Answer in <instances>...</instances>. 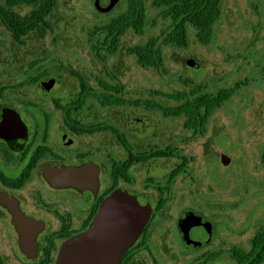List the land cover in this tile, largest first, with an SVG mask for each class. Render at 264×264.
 I'll return each mask as SVG.
<instances>
[{"label":"flooded vegetation","instance_id":"obj_1","mask_svg":"<svg viewBox=\"0 0 264 264\" xmlns=\"http://www.w3.org/2000/svg\"><path fill=\"white\" fill-rule=\"evenodd\" d=\"M61 1L55 0L53 9L42 15L41 28L33 25L16 33L5 19L8 0H0V264H56L63 246L88 232L103 207L111 214L119 201L132 198L149 205L151 217L119 264H264L256 257L246 258L264 227L254 232L249 249L236 243L230 246L228 230L241 235L243 231L229 222L227 209L243 201H230L224 196L219 202L201 204L198 199L208 195L193 173L201 156L215 151L212 141L225 127L220 126V131L212 134L213 119L242 92L245 82L232 87L217 85L210 93L204 85L192 86L185 79L192 87L188 93L169 96L158 92L162 100L127 98L125 81L114 71L103 70L107 72L105 77L95 73L92 85L83 70L42 58L45 50L21 61V49L33 38L50 41L54 50L56 44L62 55L69 52L57 36L58 24L53 20ZM116 7L109 13L95 10L110 16ZM10 9L14 16L25 18L34 7L20 4ZM107 25H97L89 33L91 51L105 64L121 46L112 55L106 49L94 50ZM157 38L163 63L151 68L155 71L164 70L163 47L169 46L163 43V36ZM38 66L41 67L37 69ZM198 66L195 60H185L187 68ZM151 69L144 71H154ZM116 86L123 89L120 104L103 97L115 96ZM196 88L201 89L198 93L204 91L211 96L223 90L235 92L212 114L202 110L203 114L193 118L181 115L180 107L187 101L177 96L190 94ZM98 109L106 115H98ZM189 119L193 120L191 124ZM181 120L183 125L179 126ZM249 121L250 131L245 133L240 127L241 131L257 142H242L243 147L262 148L264 162V137L255 134V120ZM221 160L228 162L225 156ZM159 161L169 162L167 169L162 167L167 172L161 178L148 175L149 169L144 174L149 164ZM181 182L192 196L182 195L174 210L166 212ZM74 183L83 189L70 185ZM188 201L191 203L187 205ZM212 206L218 211L207 210ZM251 221L249 217L248 224ZM193 238L195 243L191 242Z\"/></svg>","mask_w":264,"mask_h":264},{"label":"rangeland","instance_id":"obj_2","mask_svg":"<svg viewBox=\"0 0 264 264\" xmlns=\"http://www.w3.org/2000/svg\"><path fill=\"white\" fill-rule=\"evenodd\" d=\"M94 1L62 0L54 12L53 20L58 24L57 36L69 48L67 54L62 55L56 44L54 50V44L50 41L41 42L33 38L27 47L21 49V61L24 62L29 54L45 50L42 58L46 56L48 60L68 63L72 69L83 70L92 85L97 76L95 73L105 77L107 72L103 70L114 71L125 81L127 98L147 97L162 100L159 93L169 96L178 92L188 93L192 87L185 79L191 81L192 86L204 85L210 93L217 85L232 87L243 80L246 86L242 92L237 93L212 121V134H217L220 126H225L212 141L216 152L211 150L207 157L201 156L194 165L193 173L200 179L199 184L206 190L205 195L212 197H200L198 200L201 204L219 202L224 196L230 201H243L241 205L234 203L235 205L227 209L229 222L234 223L232 226L235 229H241L243 235L235 230H228L227 238L230 246L236 243L249 249V240L254 232L264 227V162L262 148L257 150L252 145L251 148L243 147L242 142L250 144L257 140L252 141L250 136H243L240 127L248 133L252 127V121L248 120L252 118L256 122L255 134L264 137V0H221L222 15L214 26L212 42L202 45L196 37L195 29L190 26L188 47H163L164 70L159 71H144L135 57L126 53L129 46L145 44L151 38L160 37L167 26L165 21L157 17V12L150 3L147 4L148 22L144 35L138 36L129 31L122 40L119 52L113 57L108 56L105 64L96 59L91 51L89 33L97 25H107L124 12L127 0H122L110 16L99 14L94 8ZM189 59L195 60L199 66L185 67V60ZM164 100L168 103L167 99ZM95 112L101 116L107 113L100 109ZM182 125L183 120L179 123V126ZM184 135L181 129L180 136ZM222 156L228 159L227 163L222 162ZM168 164L167 161L149 164L144 174L149 169L148 175L161 178V174L167 172L162 167L167 169ZM180 185L182 188H177L175 201L166 212L174 210V205L182 195L192 196L183 182ZM184 187L186 188L183 192ZM152 194L155 199V193ZM190 203L188 201L187 205ZM207 210L218 211L215 206ZM249 217L252 219L250 224ZM211 222L214 224L212 219Z\"/></svg>","mask_w":264,"mask_h":264},{"label":"trees","instance_id":"obj_3","mask_svg":"<svg viewBox=\"0 0 264 264\" xmlns=\"http://www.w3.org/2000/svg\"><path fill=\"white\" fill-rule=\"evenodd\" d=\"M148 2L157 12V17L167 24L161 34L165 45L187 47L190 26L195 29L200 43L208 44L212 40L214 26L222 15L221 0H127L126 10L101 30L103 38L99 47L98 44L94 45V50L106 49L112 55L118 51L124 36L130 30L138 36L144 35L148 22ZM54 3L55 0H8L9 10L5 11V19L11 23V28L16 33L32 28L33 25L41 28L42 15L49 13ZM20 4L34 7L32 13L25 18L14 16L10 8ZM127 53L133 55L137 64L144 69L158 68L163 63V51L160 47V38L157 37L151 38L146 44L129 47ZM199 91L201 89L196 88L190 94L180 93L177 96L178 99L187 101L180 107L181 115L193 118L197 114H203L202 110L206 115L212 114L225 101L231 99L235 92L229 89L221 91L218 96H211L204 91L198 93ZM115 92V96L107 94L103 97L113 98L120 104L119 101L124 98L123 89L116 86ZM85 93H88V90H85ZM191 121L193 120L189 119L190 124ZM253 244L254 249L246 258L256 257L261 263L264 261V230L255 237Z\"/></svg>","mask_w":264,"mask_h":264},{"label":"water","instance_id":"obj_4","mask_svg":"<svg viewBox=\"0 0 264 264\" xmlns=\"http://www.w3.org/2000/svg\"><path fill=\"white\" fill-rule=\"evenodd\" d=\"M120 1L96 0L95 8L100 13H109ZM189 65L195 66L193 62ZM70 185L83 189L76 183ZM151 211L149 205H141L137 198L119 201L111 214L103 207L88 232L63 246L56 264H119L142 234ZM191 242L195 243V238Z\"/></svg>","mask_w":264,"mask_h":264}]
</instances>
